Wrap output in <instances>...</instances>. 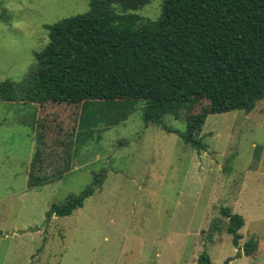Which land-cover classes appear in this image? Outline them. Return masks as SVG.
<instances>
[{"label": "rangeland", "instance_id": "1", "mask_svg": "<svg viewBox=\"0 0 264 264\" xmlns=\"http://www.w3.org/2000/svg\"><path fill=\"white\" fill-rule=\"evenodd\" d=\"M162 2L136 13L156 20ZM89 8L88 0H0V82L22 85L49 42L46 26ZM211 102L204 94L161 124L145 122L142 100L130 114L128 102L93 103L92 126L82 127L81 105L0 101V264H202L203 254L209 264H264V99L251 113L209 116L200 133L208 149L199 152L182 134ZM123 113L125 121L106 122ZM39 138L35 173L64 175L29 189ZM98 178L82 208L47 220ZM224 208L245 220L239 247Z\"/></svg>", "mask_w": 264, "mask_h": 264}, {"label": "trees", "instance_id": "2", "mask_svg": "<svg viewBox=\"0 0 264 264\" xmlns=\"http://www.w3.org/2000/svg\"><path fill=\"white\" fill-rule=\"evenodd\" d=\"M88 1L86 13L46 26L49 42L35 54L36 69L22 85L0 82L1 102L81 105L84 127L92 126L87 108L93 103L128 102L130 114V104L142 100L145 122L161 124L163 116H177L211 94V105L182 134L200 152L208 149L200 133L209 116L251 113L264 99V0H163L156 20L136 13L151 0ZM119 115L107 118L108 125L128 116ZM41 145L39 138L29 189L64 175L63 169L49 177L35 173L42 162ZM102 184L98 178L80 196L53 205L47 220L71 216ZM222 213L239 247L245 220L228 208ZM257 245L254 239L247 243L245 255ZM199 262L209 264V256L203 254Z\"/></svg>", "mask_w": 264, "mask_h": 264}, {"label": "water", "instance_id": "3", "mask_svg": "<svg viewBox=\"0 0 264 264\" xmlns=\"http://www.w3.org/2000/svg\"><path fill=\"white\" fill-rule=\"evenodd\" d=\"M233 260H235V258H229L228 261L225 264H229L230 262H232Z\"/></svg>", "mask_w": 264, "mask_h": 264}]
</instances>
